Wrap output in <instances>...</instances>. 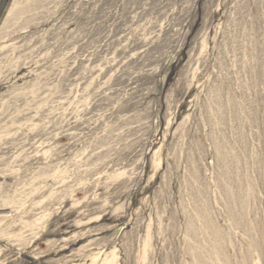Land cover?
<instances>
[{"label": "rangeland", "instance_id": "obj_1", "mask_svg": "<svg viewBox=\"0 0 264 264\" xmlns=\"http://www.w3.org/2000/svg\"><path fill=\"white\" fill-rule=\"evenodd\" d=\"M0 264H264V0H0Z\"/></svg>", "mask_w": 264, "mask_h": 264}]
</instances>
